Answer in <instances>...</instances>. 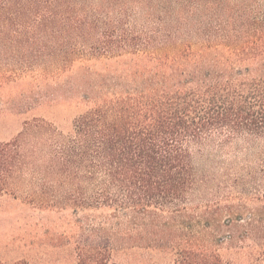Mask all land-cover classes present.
Wrapping results in <instances>:
<instances>
[{"label":"trees","instance_id":"obj_1","mask_svg":"<svg viewBox=\"0 0 264 264\" xmlns=\"http://www.w3.org/2000/svg\"><path fill=\"white\" fill-rule=\"evenodd\" d=\"M132 4L143 6L138 29ZM68 72V95L49 105L75 110L70 125L39 118L37 145L24 126L21 141L0 143V197L71 209L77 264H116L137 249L171 264H225L212 238L250 208L228 260L264 264V195L216 191L194 203L210 181L195 153L214 166L217 155H243L219 187L264 186V0H0L2 97L13 102L15 89L26 101L14 106L32 110L31 75ZM29 151L35 185L21 187L13 173L29 169Z\"/></svg>","mask_w":264,"mask_h":264},{"label":"rangeland","instance_id":"obj_2","mask_svg":"<svg viewBox=\"0 0 264 264\" xmlns=\"http://www.w3.org/2000/svg\"><path fill=\"white\" fill-rule=\"evenodd\" d=\"M125 9L126 11L128 10V12L138 13V15L130 21L132 28L138 29L144 25L142 14L143 6L132 4L125 6ZM1 63L5 65L3 62ZM20 78L23 79V82L28 79L24 73L20 74ZM31 81L32 83L28 86L29 91L23 93L27 97H30V104L34 102L38 104V107H32V110L26 111V109L30 107L14 106L17 102H25L26 100H24L25 98L20 99L18 95L14 94L15 89L13 90L10 84L5 89H12L10 94L15 96L13 97L14 103L9 101L7 96L2 97L4 94L0 92L1 144L9 143L14 140L21 141L22 137L20 135L18 136V133L24 126V128L30 129L28 131L26 129L28 135L24 136L23 139L30 142L33 141L37 145L35 141V137L37 136H35V129H33L37 119L40 118L50 122L53 121L58 127L66 128L70 125L72 117L75 115V110H70L69 113V111H64L61 108L53 109L54 106L49 105L52 94L54 95L55 93V95L58 94L62 96L68 95L67 93H69L74 81L72 73H64L59 80H47L45 82H35L31 75ZM1 90H4V86H2ZM8 91L9 89L6 90L5 93ZM36 100L38 102H36ZM238 143L241 142L238 141ZM39 149L38 147V150ZM211 149L213 148H207L210 152L213 151ZM28 153H30L29 169H24L18 172V174L13 173L16 179L15 183L17 184L18 180V185L21 187L27 185V183L30 182L29 180L33 183L35 182L30 176L31 171L35 168V155H32L30 151ZM198 154L199 153H197V155ZM234 154H237L236 158ZM197 155L196 153L194 155L196 164L198 166L200 164L204 167L205 177H209L210 181H208V184L204 188L200 189L201 192L199 194L202 198L196 199V201H194L195 205L205 204L203 197H205V199H210L211 201L209 204H211L217 197L216 191L219 193L218 198L223 194H230V196L241 198L243 201L250 197L262 198L264 195V186H262L261 182L259 183L258 180L251 181V184H246L245 186H236L233 189L229 185L219 187L225 177L227 181L228 179L230 181L234 180L237 165L240 163V158L243 156L241 153L229 152L227 154L223 153L217 155V157L214 158L216 167L210 165L208 160L201 157L198 158ZM252 169H255V167L252 166ZM29 187H31V185ZM21 197L23 196L15 200L6 194L0 197V264H77L78 253L74 251L72 246V241L82 238V230H80L79 225L76 226L73 223L77 216L75 217L69 208L58 214H55L52 210L40 209L39 206H36L38 204L25 202ZM247 211L248 213L243 216V220L236 226L234 224L231 227L227 225L223 226L220 234L212 238V243L214 244L212 248L219 251L225 264H230L228 260L230 251H228V249L231 239L237 237V235H239L237 233H242L243 229L246 228V224L249 222L250 208H248ZM139 241L143 242V239L138 240V242ZM161 257L162 255L159 253L137 249V251L134 250L132 256L128 257L118 254L115 256L114 260L116 264H171L169 255L165 258ZM149 258L151 259L148 261ZM132 259L135 261H132Z\"/></svg>","mask_w":264,"mask_h":264}]
</instances>
